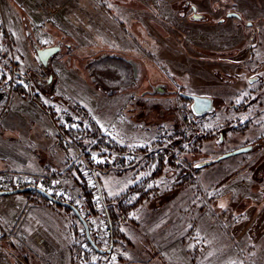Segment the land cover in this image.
<instances>
[{
  "label": "rangeland",
  "instance_id": "obj_1",
  "mask_svg": "<svg viewBox=\"0 0 264 264\" xmlns=\"http://www.w3.org/2000/svg\"><path fill=\"white\" fill-rule=\"evenodd\" d=\"M56 45L43 66L35 46ZM254 56L264 57V0H0V130H22L6 143L34 159L4 170L43 173L33 164L45 143L82 130L73 141L60 135L74 142L72 172L80 183L94 176L90 195L105 211L146 175L135 165L145 152L173 150L152 197L113 238L121 257L110 264H264V140L198 167L251 146V116L264 124L258 106L245 109L264 86ZM254 76L263 84H250ZM187 91L221 98L219 110L199 119ZM92 125L122 151L91 150ZM83 231L73 212L0 196V243L18 248V264H98L95 253L79 255Z\"/></svg>",
  "mask_w": 264,
  "mask_h": 264
},
{
  "label": "built area",
  "instance_id": "obj_2",
  "mask_svg": "<svg viewBox=\"0 0 264 264\" xmlns=\"http://www.w3.org/2000/svg\"><path fill=\"white\" fill-rule=\"evenodd\" d=\"M94 185L95 178L93 175L86 176L85 180L80 183L71 170L38 174L9 170L0 171V192L26 188L40 189L55 199L73 205L80 212L97 246L103 250L111 248L110 253L96 254L99 256L98 264H110V260L120 258L121 255L115 250L113 251V225L107 212L98 210L100 201L97 197H92L90 201L86 198V193L94 194ZM3 236L1 235L0 238ZM19 236L21 239L27 238L24 233H20ZM80 249L79 255L83 257L85 254L95 251L88 240H84Z\"/></svg>",
  "mask_w": 264,
  "mask_h": 264
},
{
  "label": "trees",
  "instance_id": "obj_3",
  "mask_svg": "<svg viewBox=\"0 0 264 264\" xmlns=\"http://www.w3.org/2000/svg\"><path fill=\"white\" fill-rule=\"evenodd\" d=\"M17 89L19 91H23L21 86H18ZM36 99L38 101V98ZM37 101L34 102V104L37 107H39L41 110H45L44 107L41 106V104H39V102ZM92 126H93L92 130L89 134L94 141L92 144L91 150L93 151L108 150L112 152L122 151L121 149H119L118 143L110 139L108 136L101 134L99 128H97L96 125H92ZM82 132H83L82 130L68 128L67 130H65L66 134H64L63 131L61 133L65 137L68 136L73 141V139L82 135ZM73 143L74 142H71V144ZM177 144H180V143L177 142L176 145ZM173 158H174L173 150H155L151 152H145L143 156L141 157V159L137 161L135 165L139 167L141 166L143 169H145L146 175L143 176L142 179L138 183H136L131 188H129L127 192L122 194L119 198L115 199V201L113 202L111 206L104 207L105 211L107 212L108 216L110 217L112 221L114 239L115 237H122L121 227L124 226L127 219L133 213L134 209H136L138 205L141 204L142 202L149 200L150 196L152 197L151 186L153 182L156 181V179L159 176H162L163 171H164L163 169L167 163L169 164L175 163ZM120 161L124 162V159L122 158L120 159ZM22 195L25 197L35 198L36 200H42L43 202L49 205L63 208L69 212H72L69 208H66V207H63V206H60V205H57L51 202L49 199H47L45 196H43L39 192H27ZM86 195H87L88 200L90 201L92 196L89 193H86ZM74 216L77 218L75 214ZM82 236H83V240H87L85 231L82 232ZM113 243L115 242L113 241ZM2 246H5L9 249L14 248L8 243H3ZM75 250H77V248H75ZM78 250H81V249L78 248ZM94 253L100 255L96 250L94 251Z\"/></svg>",
  "mask_w": 264,
  "mask_h": 264
},
{
  "label": "crops",
  "instance_id": "obj_4",
  "mask_svg": "<svg viewBox=\"0 0 264 264\" xmlns=\"http://www.w3.org/2000/svg\"><path fill=\"white\" fill-rule=\"evenodd\" d=\"M4 129L0 130L2 133H0V171H3L6 168H10L9 166L12 163L13 166L18 164L21 168H29V164L27 162H29V159H34L29 157L26 158L25 155L14 152L12 149L9 148L8 143H6L8 141H19L17 137L22 130L15 127H4ZM60 134L61 133L59 132V136L57 138H53L50 140L51 143H49L52 145V149L49 150V147H47L45 143V147L42 148L41 151L37 152L41 156V159L37 161V165H35V163L33 164V168H35L36 166V172L52 173L67 170L72 171V162H70L67 156V151H70V146L72 144L71 142L65 140ZM25 159H28V161H25ZM51 206L52 205L46 203V208ZM43 210L46 209L43 208ZM3 243L5 242L0 243V254L2 253L4 255V258L2 259L4 260L5 264H18L17 260L22 261V259L19 258L20 256L18 248L9 249L5 246H2ZM21 251L22 250L20 249V252Z\"/></svg>",
  "mask_w": 264,
  "mask_h": 264
},
{
  "label": "water",
  "instance_id": "obj_5",
  "mask_svg": "<svg viewBox=\"0 0 264 264\" xmlns=\"http://www.w3.org/2000/svg\"><path fill=\"white\" fill-rule=\"evenodd\" d=\"M35 49H36V54H37V58H38L39 62H41V64L43 66L47 67L50 59L54 55H56L58 52H60L61 46L56 45V46L44 47V48H40V47L35 46ZM181 95L183 97H185V98H189V99L193 100L192 111H193V113L196 116H202V115H205V114L212 113L214 111V104H213V99L212 98L201 97V96H196V95H185V94H181ZM250 150H251L250 146L243 147V148L237 149L235 151L226 153V154L218 157L215 160L202 162V163L198 164V167L208 166V165L213 164L216 161L227 159L229 157H233V156L248 152ZM33 191L41 193L43 196H45L47 199H49L51 202H53V203H55L57 205L69 208L77 216L78 220L83 225L87 240L89 241L90 244H92L94 249L99 254H105V253H110L111 252V248L108 249V250H103V249H100L97 246L95 241L92 239V237H91V235L89 233V230H88V226L85 223V221L83 220L80 212L73 205H71L69 203H66V202H63L61 200L55 199L53 196H51L50 194H48V193H46V192H44V191H42L40 189L34 190L33 188H26V189H23V190H13V191H9V192H0V196L24 194V193L33 192Z\"/></svg>",
  "mask_w": 264,
  "mask_h": 264
},
{
  "label": "flooded vegetation",
  "instance_id": "obj_6",
  "mask_svg": "<svg viewBox=\"0 0 264 264\" xmlns=\"http://www.w3.org/2000/svg\"><path fill=\"white\" fill-rule=\"evenodd\" d=\"M228 14H234V12H230V13H228ZM260 41V40H259ZM259 43V42H258ZM258 43H252L250 46H249V48L250 49H252V50H257L258 49V47L260 46L261 47V43H260V45H258ZM252 61H261V62H264V57H257V56H254L252 59H251ZM259 68H261L262 66L261 65H257ZM255 67H256V65H255ZM259 68H257V69H259ZM260 81H262L261 79H259V76H254L253 78H250L249 79V82H250V84H253V83H256V82H260ZM262 84H263V81H262ZM182 94H185V95H195L193 92H189V91H187V92H184V93H182ZM208 95H210V94H208ZM250 95H253V97L252 96H250V97H248V98H250V101L249 102H246L245 103V109H248V108H251V109H253L254 107H256V106H258L259 107V109H261L262 111L261 112H264V102H263V99H264V86L263 87H261L260 89H258V90H255V89H252L251 90V92H250ZM183 97V96H182ZM205 97V96H204ZM206 97H209V98H212L213 99V104H214V111H218L219 110V104L217 103L216 104V99H221V98H217V97H214V96H206ZM187 102H188V104H189V106H190V109H191V111H192V104H193V100L192 99H189V98H185V97H183ZM238 99H240V95L237 93V92H235V95L232 97V99H231V103H230V106H232V108H233V110L235 111V112H237V111H239L240 109H239V106L237 105V104H235V101L236 100H238ZM225 101V100H224ZM192 113H193V111H192ZM260 113V112H259ZM193 115H195L194 113H193ZM207 115H209V114H205V115H202V116H197L199 119L200 118H203V117H205V116H207ZM196 116V115H195ZM259 116H260V114H257L256 116H251V118L250 119H254L253 120V122H252V124H247L246 125V127H247V132L248 131H252V132H254V137H255V135L257 134V132H258V128H260V127H262V128H264V124H258V123H260V122H257V119L259 118ZM254 117H256V118H254ZM255 120H256V122H255ZM264 131V130H263ZM252 136V137H253ZM254 137L252 138L253 139V141H252V143H251V149H253V145H257L258 143H260L261 141H263L264 140V132H262V134H260V135H258L255 139H254ZM243 148V147H242ZM256 148H258V146H256ZM255 150V149H254Z\"/></svg>",
  "mask_w": 264,
  "mask_h": 264
}]
</instances>
